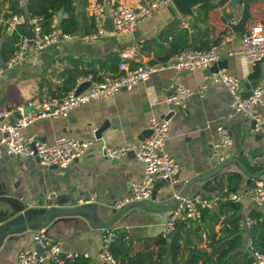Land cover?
<instances>
[{
	"label": "crops",
	"instance_id": "crops-1",
	"mask_svg": "<svg viewBox=\"0 0 264 264\" xmlns=\"http://www.w3.org/2000/svg\"><path fill=\"white\" fill-rule=\"evenodd\" d=\"M12 1L0 0V24L5 26L0 43L14 32L19 38L22 34L28 35L33 25L34 16H29L27 12L28 0H16L23 10L20 14H24L28 21L21 25H9L7 18L14 13L10 9ZM92 1L74 0L80 28L76 33H70L74 35L71 39L54 43L41 51H35L30 46L21 62L0 75V110L15 109L14 114L4 118L5 121L14 119L19 109H27L31 99L61 98L64 92L60 95V86L68 76V70H72V73L89 70L97 78L118 73L121 52L127 47H134L133 56L126 60L128 67L136 68L148 64L155 57L167 55L166 61H169L176 51L185 48L215 46L220 55L218 69H224L241 79L242 94H248L258 85L264 87V58L260 60V76L255 79L251 76L254 63L243 55L230 54L240 47L242 33L239 37L235 32L233 39L220 42L221 32L229 27L228 23L232 20H239L246 3H249L250 15L245 29L254 23L264 22V0H242L239 5L226 7L225 15L222 10L228 0H198L185 9H179L171 0L169 7L154 11L132 35H117L111 22L104 20L103 32L99 37L85 40L82 36L95 30L94 25L92 32H85L93 20L90 11ZM97 1L102 3L104 10H110L119 3L140 7L148 2ZM56 16L59 21L62 13ZM217 70L212 65L194 70L161 69L131 89H122L113 96L92 100L66 117L42 118L30 124L23 129L24 135L33 134L47 142L59 136H68L79 140L95 139V143L65 168L44 166L34 158L2 151L0 186L3 189L0 196H5L7 200H0V209L34 208L40 211L49 207L69 209L86 204L95 208L98 220H109L115 210L114 202L128 193L130 182L141 178L144 167L132 152L118 159L105 158L100 144H139L149 136L148 124L152 117L168 121L165 148L179 165L178 182L167 186L157 181L155 195L143 203L163 206L173 202L190 179L206 174L220 164L211 155L219 125L228 127L233 137V143L226 151L231 157L238 158L249 172L259 174L251 179L253 182L258 178L264 181V137L260 135L264 133L254 129L253 119L231 108V95L225 85L212 80ZM202 85H206L202 96L196 93L178 106L165 102L171 94L168 91L174 86L176 89L189 87L196 90ZM255 111L264 120V107L256 105ZM99 128L100 135L96 136ZM230 172L241 173L244 185L238 193H242L248 186L246 182L249 177L236 162L230 161L212 176L192 183L187 188L186 197L200 195L210 201V212L218 213L221 192L226 188ZM239 203L242 220L252 208L261 207L246 196H242ZM170 208L144 209L133 206L120 214L109 227L115 230L116 236L122 234L121 245L130 251L133 263L155 264L162 259L167 264H173L169 242L175 230L171 233L165 231ZM35 212L33 210L31 214ZM226 214L225 211L218 215L216 223L212 221L216 237L220 234L221 221ZM184 222L180 234L183 236L186 233L187 236L180 239L182 259H177L179 264H183L187 257L200 256L194 249L210 250L206 247L208 228L199 227L194 219ZM39 228L44 229L49 239L59 242L63 252L87 253L88 257L85 258L91 264H103L98 252L105 228L91 225L86 213L54 215L46 219L42 226H31L15 232L11 238L7 237L0 243V264H17L20 250L30 251L34 248L33 234ZM246 231L243 239L245 249L249 238ZM162 238H166L168 243L162 242L160 246ZM116 264L120 263L117 261Z\"/></svg>",
	"mask_w": 264,
	"mask_h": 264
},
{
	"label": "built area",
	"instance_id": "built-area-1",
	"mask_svg": "<svg viewBox=\"0 0 264 264\" xmlns=\"http://www.w3.org/2000/svg\"><path fill=\"white\" fill-rule=\"evenodd\" d=\"M20 2V0H18ZM171 0H148L147 4L140 7H133L129 4H116L109 10L113 29L117 35L126 37L132 35L139 24L147 20L154 11L167 7ZM91 15L94 20L95 30L91 34L83 35L85 40H95L103 32L104 20L106 18L104 6L97 0L90 4ZM28 18L24 14L12 13L7 18L10 26L24 24ZM31 27L32 36L22 34L16 52L0 65V75L12 69L22 61L27 54L29 47L41 51L49 45L59 41L71 39L74 35L63 32L58 27V17L54 15L49 28L44 30L42 17L34 16ZM231 23H236L232 20ZM235 32L227 27L220 34V42L233 39ZM241 45L238 49L232 50L230 54L243 55L249 62L264 58V22H257L246 28L241 34ZM134 54V47H127L121 52L122 60L119 63V72L114 75H105L101 78L93 74L78 77L73 88L67 90L61 98L31 99L27 106L30 110L23 113L19 109L16 116L10 122L5 121L9 115L15 113V109L0 110V153L5 151L8 154L21 157H31L44 166L55 165L65 168L84 154L94 143L95 139L79 140L68 136H59L52 142L41 140L33 134L24 135L23 129L42 118H58L68 116L74 109L92 100H100L113 96L122 89H131L136 83L146 80L152 73L161 69L194 70L197 68L209 67L216 64L220 55L216 47L205 49L185 48L175 53L171 60L158 62L152 65L143 64L136 68H129L126 60ZM214 82L225 85L231 95L230 106L233 110L243 113L255 121L254 129L264 133V120L255 111V106L264 107V87L258 85L248 94L240 91L241 79L224 69H218L212 76ZM86 81L90 84L76 93L77 87ZM206 85L194 90L189 87H179L168 95L165 102L178 106L188 100L194 94L202 96ZM149 136L139 144L128 143L118 146L109 145L105 142L100 144V150L105 158L118 159L133 152L143 163V174L137 181L129 184V191L123 197L117 199L113 207L119 209L126 204L134 202H145L152 197V191L157 181H167L169 184L178 182L179 165L175 159L166 151L165 144L168 136L169 125L165 119L152 117L149 120ZM216 140L212 144L211 155L214 160L221 163L228 160L231 155L226 148L233 143V137L228 127L219 125L215 132ZM242 196H246L257 206H264V181L256 179L253 185L246 186L242 193L231 192L227 199L239 202ZM210 207V201L200 195L183 197L181 201L168 211L165 221V231L171 233L175 230L176 224L184 220H199L202 211ZM253 221L248 216L240 222V226L250 227ZM115 230L105 228L102 234V246L98 256L103 264H116V259L109 250V245L114 239ZM34 248L30 251L20 250L17 253V264H72V261L79 256L88 257L87 253L63 252L59 242L49 239L43 228L35 230L33 234ZM39 246L41 253L35 249ZM246 248L253 255L252 264H264V254L254 250L252 240L249 237Z\"/></svg>",
	"mask_w": 264,
	"mask_h": 264
},
{
	"label": "trees",
	"instance_id": "trees-1",
	"mask_svg": "<svg viewBox=\"0 0 264 264\" xmlns=\"http://www.w3.org/2000/svg\"><path fill=\"white\" fill-rule=\"evenodd\" d=\"M10 9L14 13L23 12V10L18 7L16 0L12 1ZM27 12L29 16L42 17V26L44 30L49 28L52 17L59 12L62 13V16L58 21V27L61 28L63 32L76 33L80 28L74 0H28ZM93 30L94 22L92 20L90 26L85 29V32H92ZM3 32H5V26L0 24V37ZM19 41L20 38L18 34L14 32L0 43V56L4 61L13 56L16 52ZM90 73L89 70H78L75 73H72V70H68V76L64 79L62 86H60L62 87L60 95L74 87L78 77ZM93 75L95 76V74ZM253 184L254 182L252 180L248 182V186ZM243 185L244 181L241 173L230 172L227 175V184L226 188L221 192L218 213L213 214L210 212L209 208H205L202 211V217L197 220L199 227L204 226L209 230L206 247L210 250L194 249L200 256L187 257L183 264H252L254 259L253 255L247 252L243 246L244 232L246 230L248 236L252 240L254 250L264 254V206L254 207L248 212V217L252 219L253 223L246 229V227L240 226V222L243 219L241 204L227 199L229 193L238 192ZM225 211L227 214L221 221L222 224L219 229L220 234L216 237L217 232L211 226L212 221L216 223L218 215ZM208 218H210V220H208ZM184 223V221H180L176 224L175 231L169 242L173 264H179L177 259H182L180 239H184L187 236L186 233L183 236L180 234V231H183L181 225H184ZM121 240L122 234H118L117 236L115 234L114 239L109 245V250L116 259V262L118 261L120 264H141V261H135L133 263L130 251L122 247ZM162 242L165 244L168 243L166 238L160 240V246L163 244ZM72 264L91 263L88 258L77 257L72 261ZM155 264H167V262L161 259Z\"/></svg>",
	"mask_w": 264,
	"mask_h": 264
},
{
	"label": "water",
	"instance_id": "water-1",
	"mask_svg": "<svg viewBox=\"0 0 264 264\" xmlns=\"http://www.w3.org/2000/svg\"><path fill=\"white\" fill-rule=\"evenodd\" d=\"M172 1L176 4V6L179 9H185V8H187L186 6H188L190 4H193V3L197 2L198 0H172ZM241 3H242V0H228L227 3H226V6L222 10L223 14L225 15V13H226V9H225L226 7H233V6L239 5ZM58 15L60 16L61 13L59 12ZM105 15H106L105 20H108L112 24L111 18L109 16V9L108 8L105 9ZM249 15H250L249 3H246V4L243 5L242 13H241V16H240L239 20L236 23H231V22L228 23V26L234 32H236L239 37H240V34L245 29L246 21H247V18L249 17ZM28 35H29V37L32 36L31 29H30V32H29ZM167 57L168 56L166 55V56H163V57L152 58L150 60V62L148 63V65H152L154 62H164V61L167 60ZM3 62H4V60L0 56V65H2ZM260 62H261L260 60L256 61L254 63V66H253L254 72L252 73L251 76L255 77V79H258L259 76H260V67H259L260 66ZM219 65L220 64L218 62L216 64H213L212 67L217 70L219 68ZM89 84H90L89 81L81 83L77 87L76 93H79L80 91L85 89ZM175 87L176 86H174V88L170 89L168 91V94L173 93L175 91V89H176ZM29 110H30V107H28L27 109L23 110V113L25 114ZM105 124L106 123H104L103 126ZM254 124H255V121L253 120V125ZM101 128H99L96 131V136L100 135L99 133H100ZM150 132H151L150 129H148V134H150ZM260 135H261V137H264V134H260ZM260 135H259V137H260ZM132 154H134V153L132 152ZM230 161L236 162L238 164V166L248 175L249 178H248L246 183H248L251 179L257 178L259 176V174H255L254 175L253 173L249 172L244 167V165L239 161L238 158L230 157L228 160H225V161L221 162L220 164H218L212 171L190 179L187 182V184L185 185V187L182 189L180 194L175 198V200L173 202H171L169 204H166V205H163V206H150V205H147V204H145L143 202H134V203L126 204V205H124L123 207H121L119 209H115L113 211V215L111 216V218L109 220L103 221V222L98 220V218H96V216H95V208L92 207V206L86 205V204H81V205H78V206H74V207L69 208V209H60V208H55V207H49V208H46L45 210H40V211H38L37 209H34V208H31V210L30 209L20 210L18 208H15V209H12V210H8L7 208L0 209V243L7 237L11 238V236L16 234L15 232H17V231H21V230H23V229H25L27 227H31V226H42L46 219H48L49 217H52L54 215H68V214H75V213H86V214H88L89 222H90L91 225H93L95 227H98V228H108V227H110L113 224L115 219L118 216H120V214H122L126 209H128L130 207H133V206L141 207V208H144V209H158V208L174 207L181 201V199L183 197L186 196L187 188L192 183H194L195 181L202 180V179H205V178H208V177L212 176L216 171L221 169L223 166L228 164ZM54 167H55V165H54ZM161 182L164 183L167 186L169 184L167 181H161ZM155 185H154V188H153V191H152V196L155 195V191H156L155 190L156 189ZM2 189H3L2 186H0V190H2ZM0 200L6 201L7 198L5 196H0ZM33 210L36 211L35 212L36 214H34V215L31 214ZM35 249L38 252L41 253V249L39 248V246L35 245ZM246 251L251 253L248 248H246Z\"/></svg>",
	"mask_w": 264,
	"mask_h": 264
}]
</instances>
